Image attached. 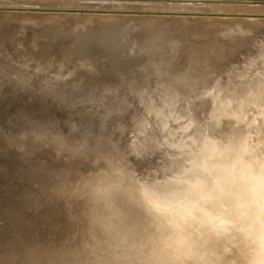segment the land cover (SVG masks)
<instances>
[{"label": "rangeland", "instance_id": "obj_1", "mask_svg": "<svg viewBox=\"0 0 264 264\" xmlns=\"http://www.w3.org/2000/svg\"><path fill=\"white\" fill-rule=\"evenodd\" d=\"M209 1L167 0L162 6L150 2H112L102 5L59 3L50 7L46 3L41 9H27L30 16H21L18 20L12 19V10L6 9L0 1L1 75L16 78L30 92L52 86L54 75H83L85 80L101 79V76L116 79L119 84L116 90L142 92L144 112L135 115L130 124L124 119L112 124L108 138L112 139L115 133H125L130 126L133 138L139 136L141 144L150 143L147 132L152 118L165 141L176 149L169 161L171 171L160 179L155 175L146 179V174V178L140 180L130 171L127 162L124 170H129L128 174L115 184L73 182L70 177L73 188L69 206L64 210L67 230L62 233L67 237L58 238L63 243L51 237L40 243L31 240L33 243L52 250L57 246L70 250L81 246L78 264L188 261L190 258L179 257L169 249L173 222L153 210L146 195V189L150 188L154 194L165 198L198 205L194 222L187 228L196 247L198 264H246L247 248L238 231L212 225L220 219L233 218L235 198L245 194L249 173L264 170V87L261 101L259 97L255 102L261 103V114H256L253 107L249 112L256 126V131L253 129L250 134L254 136L250 146L244 144L245 131L235 132V127L221 130L216 123L217 128L210 130L212 134L202 130L192 116L178 108L176 92L189 91L183 88V81L191 78L189 76L198 78L190 84V92H197L199 87L201 92H242L253 79L264 82V0H218L211 4ZM168 2L190 5L182 7ZM25 23L32 26L31 31ZM230 53L234 56L230 57ZM219 57L228 60L213 66L212 61ZM156 96L159 101L155 100ZM153 102L156 110L153 108L152 112L149 108ZM165 107L167 112L163 113L161 110ZM120 110L122 114L127 108L123 106L117 112ZM233 118L228 113L222 120ZM134 121L140 123L134 124ZM133 130L137 133L133 134ZM246 134L249 136L248 132ZM37 136V146L53 143L48 133L41 132ZM233 137L235 143H231ZM62 144L60 140L58 146ZM78 144L83 149L93 145L88 139L79 140ZM58 157L59 153L53 156ZM40 161L47 164L46 158ZM129 190H134V196ZM72 202L77 203L80 210L76 211L77 217L73 215L75 218L70 216L75 211L68 213L73 208L76 210ZM89 203L96 204L98 210L93 205L96 209L92 206V211ZM90 208L92 212L88 211ZM77 221L83 229L77 226ZM82 230L85 232L81 233ZM70 231L74 233L70 235ZM77 236L82 238L81 244ZM2 238L1 249L9 245ZM73 242L80 246L77 243L74 246ZM14 246L17 257H21L19 247Z\"/></svg>", "mask_w": 264, "mask_h": 264}, {"label": "water", "instance_id": "obj_2", "mask_svg": "<svg viewBox=\"0 0 264 264\" xmlns=\"http://www.w3.org/2000/svg\"><path fill=\"white\" fill-rule=\"evenodd\" d=\"M54 76L52 86L30 92L16 78L0 74V239L3 237L9 242L8 247L0 248V264H78L79 248L52 250L33 242L40 243L50 237L57 241L67 229L64 210L71 197L69 178L77 172L80 162L91 160L90 154L101 150L112 155L120 152L117 154L140 180L146 174V179L154 175L160 179L171 171L170 158L176 149L165 141L152 118L147 132L150 143L141 144L139 136L133 138L130 126L125 133L108 138L112 124L123 119L130 124L135 115L144 112L142 92L116 90L118 80L108 76H101L102 80L90 78L95 82L85 80L83 75ZM198 83L201 85V80ZM199 89L176 94L178 108L192 116L202 130L211 133L213 127L217 128L216 123L221 130L235 127V132L256 127L250 120H240L233 109L236 103L247 101L248 110L253 107L256 114H261V103L251 101L256 92H201ZM155 100L159 101V96ZM123 106L127 111L122 115L117 110ZM228 113L233 115V120L220 122L219 118ZM41 132L48 133L53 143L37 146V134ZM86 139L93 145L83 149L78 142ZM60 140L62 147L58 146ZM95 146L99 148L95 150ZM55 153L59 157L54 159ZM63 153L68 154L65 160ZM40 158H46L47 164ZM15 244L21 257L16 255Z\"/></svg>", "mask_w": 264, "mask_h": 264}, {"label": "clouds", "instance_id": "obj_3", "mask_svg": "<svg viewBox=\"0 0 264 264\" xmlns=\"http://www.w3.org/2000/svg\"><path fill=\"white\" fill-rule=\"evenodd\" d=\"M146 195L153 210L170 217L173 222L169 249L179 257L190 258L178 264H198L196 247L187 231L199 211L198 205L191 201L165 198L154 194L150 188L146 189ZM212 226L237 230L247 248L246 264H264V170L249 173L245 194L235 198L233 218L220 219Z\"/></svg>", "mask_w": 264, "mask_h": 264}, {"label": "bare ground", "instance_id": "obj_4", "mask_svg": "<svg viewBox=\"0 0 264 264\" xmlns=\"http://www.w3.org/2000/svg\"><path fill=\"white\" fill-rule=\"evenodd\" d=\"M1 2H4L3 3V6L4 7H6V9H9V10H12V19H14V18H17L16 20H18L19 18H21V16L24 18V17H27V16H30V13H28L27 12V9H29V8H39V9H41L42 8V6L43 5H45L46 3H48L49 5H50V7L51 6H54V5H57V4H59V3H77V4H86V3H88V4H98V5H102V4H109V3H112V2H120V3H124V2H130V3H132L133 4V2H136V3H138V2H144V3H147V2H150V3H154V5H157L156 3H158V5H160V6H162L163 4H165V3H167L166 1L167 0H0ZM216 1H218V0H211V2H216ZM223 1H225V0H223ZM165 2V3H164ZM210 2V1H209ZM211 2H210V4H211ZM130 3H126V4H130ZM204 3H205V1H204ZM168 4H171V5H182V7H184V6H188V5H190V4H188L187 2H185V3H170V2H168ZM171 7V6H170ZM69 9V8H68ZM24 21H26L25 19H24ZM26 24V26H27V30L28 31H31V27L32 26H30V24H28V23H25ZM91 27H93V25H91ZM237 51H235V52H233L234 54L236 53ZM233 53H230L229 54V56L230 57H233L234 56V54ZM228 60V58H222V57H219L217 60H213L212 62V65L214 66V65H217L218 63H224L223 61H227ZM207 68H209V67H207ZM240 72V71H239ZM239 76V75H238ZM189 77H191V78H188V79H184V81H183V88L184 89H188L189 91H187V92H190V90L192 89L191 88V85L190 84H193L192 83V81H194V80H196V79H198V78H195V76H189ZM264 87V82H261V81H259L258 79H253V80H251L243 89L242 88H240V89H242L244 92H256L257 94L256 95H254V98H251V101L252 102H256V100L260 97V95H261V92L263 91V88ZM219 90V89H218ZM242 91V92H243ZM262 98V96L259 98V100ZM258 101V100H257ZM261 101V100H260ZM247 102V101H246ZM246 102H244V101H240L239 103H236L235 105H234V107H233V109H234V111L236 112V116L240 119V120H242L243 119V121H251V122H254V118L252 117V118H250V115L248 114L249 112H250V110H248L247 108H248V103H246ZM170 104V103H169ZM153 106H155V104H154V102H153V104H152V106H150V108H149V110L150 111H155L156 110V108L155 107H153ZM164 107V106H163ZM153 108H155V110L153 109ZM250 109H252V107H249ZM163 113H166L167 111H166V107L163 109V110H161ZM247 112V113H246ZM118 113H121V110L118 112ZM114 115L115 114H113V117H114ZM155 115H156V113H155ZM117 117H119V114L116 116V118ZM236 117V118H237ZM224 118V117H223ZM237 118V119H238ZM242 118V119H241ZM238 119V120H239ZM222 120V117H220L219 118V121H221ZM227 120V119H226ZM134 124H138V123H140V121H134L133 122ZM253 129L254 128H248L245 132H244V134H242L243 135V137H244V139H245V143L244 144H247V145H251V141L252 140H254V136L253 135H250L251 133H253ZM255 130V129H254ZM256 131V130H255ZM213 132V131H212ZM249 133V136H247V134L246 133ZM117 135H119V134H117ZM235 137H236V135H235ZM257 137L258 136H256L255 137V140H257ZM231 140V143H235V138L233 137V138H231L230 139ZM248 142V143H247ZM97 148H99V147H97V146H95V150L97 149ZM223 148H227V145H223ZM98 153H96L95 155L94 154H90L89 155V158L91 159L90 161H88V162H86V163H84L83 161H82V163L80 162V165L77 167L78 169H77V172L75 171V169H74V176H71V179L73 180V182H90V183H93V184H100V183H110V184H115V182H118V181H120V180H122L127 174H128V172H129V170H124V167L126 166L125 164H126V161L124 160V158L121 156V155H119V154H121L120 152H117V153H119V154H111V153H109L108 154V152L107 151H97ZM94 153V152H93ZM64 154V153H63ZM65 155V154H64ZM94 155V156H93ZM66 156V155H65ZM68 156V155H67ZM64 157V156H63ZM98 157H100V158H98ZM110 157H112V159L110 158ZM107 158H109V159H107ZM258 158V157H257ZM106 159H107V161H106ZM102 161V162H101ZM249 164V163H248ZM70 179V178H69ZM135 179V178H134ZM72 180H69V181H72ZM73 185V184H72ZM73 188V187H72ZM130 191V190H129ZM134 190H132V191H130L129 193L132 195V196H134V192H133ZM85 192V191H84ZM242 192V191H241ZM79 195V194H78ZM85 195V194H84ZM84 195H82V196H84ZM92 195V194H91ZM136 195V194H135ZM90 197H92V196H90ZM94 197H95V195H94ZM96 197H97V195H96ZM135 197H137V196H135ZM208 197V196H207ZM71 198V197H70ZM80 198V197H79ZM99 198V197H98ZM73 199V198H72ZM86 199V198H85ZM102 199V198H101ZM84 199L82 198V201H83ZM90 200V198L88 199V201ZM91 200H92V198H91ZM97 200V199H96ZM79 200H77V203H78V205L79 206H81L82 205V203H81V205L79 204V202H78ZM81 201V200H80ZM87 201V202H88ZM95 201V200H94ZM70 202V201H69ZM68 202V203H69ZM73 202H75L74 200H73ZM73 202H72V204L71 205H74V207L76 208V210L73 208V207H71V208H73V210H69V208L67 209V211H70V212H68V213H71V212H74L75 211V213H73L72 215H70V216H72V218H75V217H77V215H78V213H76V211H77V209H78V211H80L79 210V207H77L78 205H77V203H75V204H73ZM83 202H85V200L83 201ZM96 202V201H95ZM140 202V201H139ZM93 203V202H92ZM86 204V203H85ZM84 204V205H85ZM97 204H99V202L97 203ZM140 204H141V202H140ZM86 205H88V203L86 204ZM89 205H90V203H89ZM93 205H95L96 206V204H92V206ZM67 206H69V205H67ZM91 206V205H90ZM91 206V208H92V211H93V207H94V210L97 208V210H98V206H96V208H95V206H93L92 207ZM86 207V206H85ZM84 208V207H83ZM91 208H90V210H88L89 212L91 211ZM100 208V207H99ZM104 208V207H103ZM80 209H82V208H80ZM100 210V209H99ZM219 210V209H218ZM77 211V212H78ZM81 211H83V212H85V210H81ZM88 211L86 212V213H88ZM91 211V212H92ZM67 213V212H66ZM94 213V212H93ZM97 213H99L98 211H97ZM75 214V217L73 216ZM83 214V213H82ZM67 215V214H66ZM91 214H89V216H90ZM94 216H95V214H94ZM78 217H80V216H78ZM86 218V217H85ZM89 218V217H88ZM78 219V218H77ZM83 219V218H82ZM81 219V220H82ZM72 222H74L73 220H71ZM86 221V220H85ZM84 222V221H83ZM71 223V222H70ZM80 223L81 222H79V225H80ZM75 224V223H74ZM83 224V223H82ZM70 225V224H69ZM78 225V221H77V226H79ZM122 225V224H121ZM68 226V225H67ZM74 225H72V227H73ZM76 226V227H77ZM82 225H80L79 227L81 228V229H83L82 227H81ZM85 226H86V224H85ZM99 226V225H98ZM102 226V225H101ZM204 226H206V225H204ZM75 227V226H74ZM84 227V226H83ZM78 228V227H77ZM98 228V227H97ZM76 228H72V230H75ZM81 229H77V230H81ZM85 229V228H84ZM93 229V228H92ZM67 230V229H66ZM65 230V231H66ZM71 230V231H72ZM77 230H76V232H77ZM93 230H96V229H93ZM69 232V234L71 235V233H74V231L73 232ZM159 231H161L160 229H159ZM82 232H85L84 230H82L81 231V233ZM64 233V232H63ZM66 233V232H65ZM79 233H80V231H79ZM78 233V234H79ZM67 234H68V232H67ZM68 234V235H69ZM77 234V233H76ZM76 234H74V237H76ZM111 234V233H110ZM61 235H62V233H61ZM80 235V234H79ZM82 235H84V234H82ZM66 235H63L62 237L64 238ZM67 237V236H66ZM69 237H71V236H69ZM73 237V238H74ZM80 237H81V235H80ZM80 237H78L77 236V239L79 240L80 239V241H79V243L81 242V239L82 238H80ZM84 237H86V236H84ZM95 237H97V236H95ZM60 238V237H59ZM72 238V241L74 240ZM62 239V238H61ZM67 238H65V240H66ZM71 239V238H70ZM69 239V240H70ZM76 238H75V240H77ZM88 239V238H87ZM99 239H100V237H99ZM59 241H60V239H58ZM78 240H77V242H78ZM89 240V239H88ZM62 241V240H61ZM60 241V242H61ZM68 241V240H67ZM83 241H86V240H84L83 239ZM59 242V243H60ZM65 242V241H64ZM76 242V243H77ZM91 242V241H90ZM89 242V243H90ZM55 243V242H54ZM61 243H63V242H61ZM70 243H72L71 242V240H70V242H69V245H70ZM74 243V242H73ZM76 243H74V246H75V244ZM79 243H77V244H79ZM55 244H57V243H55ZM65 244V243H64ZM81 244V243H80ZM80 244H79V246H80ZM58 245V244H57ZM66 245H67V243H66ZM65 245V246H66ZM69 245H67L68 247H69ZM94 245V244H93ZM61 246H62V244H61ZM71 246H73L72 244H71ZM77 247H79L78 245H76ZM59 246H57V248H58ZM81 247V246H80ZM80 247H79V249H80ZM63 248H65V247H63ZM72 249H73V247H71ZM67 249V248H66ZM76 249V248H75ZM82 251V250H81ZM80 251V252H81ZM79 252V253H80ZM84 252V251H83ZM81 256H83V255H81ZM80 257V256H79ZM102 261V260H101ZM79 263V262H78Z\"/></svg>", "mask_w": 264, "mask_h": 264}]
</instances>
